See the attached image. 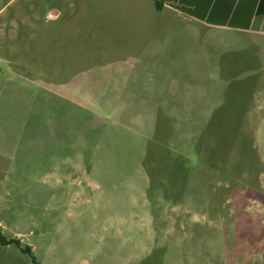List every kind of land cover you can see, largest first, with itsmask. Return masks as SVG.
Here are the masks:
<instances>
[{"label":"rangeland","instance_id":"1","mask_svg":"<svg viewBox=\"0 0 264 264\" xmlns=\"http://www.w3.org/2000/svg\"><path fill=\"white\" fill-rule=\"evenodd\" d=\"M183 16L0 0V231L40 264H264V36Z\"/></svg>","mask_w":264,"mask_h":264},{"label":"crops","instance_id":"2","mask_svg":"<svg viewBox=\"0 0 264 264\" xmlns=\"http://www.w3.org/2000/svg\"><path fill=\"white\" fill-rule=\"evenodd\" d=\"M196 12L191 17L165 4L184 18L214 29L233 30L247 35L264 36V0H179ZM155 3V0H154ZM162 9V10H163ZM161 10V11H162Z\"/></svg>","mask_w":264,"mask_h":264},{"label":"trees","instance_id":"3","mask_svg":"<svg viewBox=\"0 0 264 264\" xmlns=\"http://www.w3.org/2000/svg\"><path fill=\"white\" fill-rule=\"evenodd\" d=\"M167 3H169L171 5L175 3V5H172V6H174V8L176 10L182 12L183 14H186V15L191 16V17H198L196 12H194L192 9H190V7H188V5H185L184 2L179 1V0H155V7H156V9L158 11H161L163 9V7L165 6V4H167ZM0 243L3 244V245L14 244L17 247L21 248V244H20V242L18 240H16V239H10V240L6 239V237L2 234L1 231H0ZM21 250L31 257L32 262L34 264H40L36 260L31 248H29V247L21 248Z\"/></svg>","mask_w":264,"mask_h":264}]
</instances>
